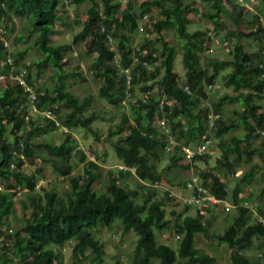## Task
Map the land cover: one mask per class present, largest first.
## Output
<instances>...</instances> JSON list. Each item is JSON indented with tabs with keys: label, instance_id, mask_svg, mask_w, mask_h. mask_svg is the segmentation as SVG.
Wrapping results in <instances>:
<instances>
[{
	"label": "trees",
	"instance_id": "1",
	"mask_svg": "<svg viewBox=\"0 0 264 264\" xmlns=\"http://www.w3.org/2000/svg\"><path fill=\"white\" fill-rule=\"evenodd\" d=\"M121 1L0 0V27L4 18L8 23H13L14 16L21 18L24 21L21 34L15 39L33 38L31 46L42 55L33 62L37 73L41 74L48 66L56 72L53 91L47 87L35 88L31 65L18 66L23 52L8 49L6 39L0 35V74L3 75L0 77V264H53V261L61 264L62 246L66 242L72 244V259L76 264L85 260L89 264H123L119 258L105 259V244L99 239L100 227L121 235L129 230L135 233L134 264H215L212 255L194 244L196 233L225 241L230 247L232 264H258L246 251L252 250L253 240L257 238L262 239L257 246L264 247V205L257 203L254 208L248 207L241 197L255 177L252 167L257 163L253 162L240 175L235 174L242 160L251 161L255 155L264 163V17H261L264 0H257V8L250 17L244 4L247 0H199L200 8L196 0H126L124 10ZM201 1L208 5L205 10ZM65 2L70 6L87 2L86 17L80 30L73 34L72 42L85 39L90 53L95 52L88 69L93 74L92 80L99 83L98 96L105 98L110 106L128 100L134 111V118L123 117L107 136L115 137L112 146L121 164L126 166L125 169L119 167V173H134L135 189L125 190L113 171L108 170L105 192L98 193L93 184L101 173L93 160L87 161L79 174H71L72 128L80 125L97 135L91 123L103 116L94 111L85 115L92 103L91 96L79 99L65 82L68 72L64 68L71 60L68 55L71 43L52 42L56 32L54 24L66 21ZM227 5L230 7L227 18L234 25L230 31L231 43L227 34L223 35L228 57H207L202 63L201 52L208 39V29L189 31L192 14L198 12L220 27L225 22L222 19ZM153 8L158 15H147L143 24L146 31L150 34L154 31L157 36L150 39L141 34V41L134 44L139 33L138 18ZM170 29H174L180 40L181 63L185 70L182 80L174 69L176 46L165 38V32ZM113 39L114 45H111ZM228 65L231 69L223 74L222 84L231 87L233 95L223 93L216 96L212 106L202 105L209 96L208 90L212 92L211 97L216 95L211 87ZM127 67L129 71L125 73ZM160 69L162 74L158 76ZM150 79H158L160 91H153V84H147ZM137 84L143 91L141 97L132 94ZM206 85H210V89L206 90ZM26 87L33 89L34 97ZM56 101H59L57 106ZM233 102L241 105L234 111L237 119L223 122L221 107ZM32 104L38 111L32 110ZM62 106L69 110L63 119L67 129L62 142H31L23 138L25 131L34 134L60 124V118L47 117L40 110L47 108L55 114ZM213 115L211 129L209 123ZM165 116L167 130L154 124ZM39 117L46 120L45 125L40 124ZM7 125L11 139L5 133ZM236 130H241V134H230L228 142L218 141L220 154L213 166L196 167L199 182L230 206L234 205L224 231L210 232V219L200 208H196L194 215L186 213L184 209L189 205L185 203L184 209H170L173 218H167L169 204L165 199L180 203V198L171 193L170 188L164 190L163 197L156 196L157 184L161 181L157 162L162 155L167 153L168 157L163 169L170 170L172 166L181 165L180 159H185L181 145L199 144L212 137L220 139ZM41 146L58 158L54 159L53 168L69 176L70 188L65 195L54 189H46L42 194L36 192L38 176L21 170L25 158L39 157L35 148ZM206 156V152L196 153L184 167H194L197 160ZM41 169L39 166L38 170ZM230 176H234L235 186L229 189L226 179ZM187 180L182 182L185 187ZM18 184L30 193L27 199H19L24 221L13 229L9 222L16 213L14 185ZM140 187L144 189L141 196L138 195ZM222 209L229 212L225 205ZM255 213L261 215V220L255 218ZM169 227L179 236L177 248L156 238V231L163 232Z\"/></svg>",
	"mask_w": 264,
	"mask_h": 264
},
{
	"label": "rangeland",
	"instance_id": "2",
	"mask_svg": "<svg viewBox=\"0 0 264 264\" xmlns=\"http://www.w3.org/2000/svg\"><path fill=\"white\" fill-rule=\"evenodd\" d=\"M64 1V0H63ZM125 1H121V9L125 8ZM140 2L141 0H137ZM198 3V8H200L199 0H196ZM238 2H242L243 0H237ZM257 0H247L244 2L247 7V12L250 15L255 12L257 8ZM202 10L206 9V5L202 3ZM208 6V5H207ZM228 6V5H227ZM66 15V21L64 23L56 22L54 27L56 32L52 35V42L54 44L69 42L71 43V49L68 52L69 57L71 58L70 63L64 68L68 72V75L65 77V82L67 83L68 89L74 95H76L79 99L83 98L86 95H90L92 99L91 106L87 107L84 112L85 115L90 114L91 111H94L96 114L103 116V118H96L91 126L97 130V135H95L90 130L76 125L72 128V137L70 144L72 145V151L70 155V163L73 165L71 174L76 175L82 172V168L87 164V161L93 160L98 164V170L100 171V176L94 182L93 187L98 193L105 192V185L108 181V170H112L114 176L117 177L120 185L125 190L135 189L136 185V177L134 173L122 175L119 173V165L121 164L120 159L117 157L114 148L112 146V141L115 137L109 138L107 136L108 131L110 129H115V124L120 121L123 117L134 118L133 110L130 104V101L123 100L116 106H110L108 101L105 98L98 96V85L99 83L95 80H92V73L88 69V63L90 58L95 52L90 53L88 46L86 45L85 39L79 40L78 42H72V36L75 32L79 31L82 26V21L86 17L85 9L87 7V2L81 3L76 6H70L68 2H65L63 6ZM199 10V9H198ZM230 11V7H226L224 12V20L222 19L221 26L216 27L210 20L202 17L198 12L192 14V21L188 24V30L193 31L196 29H205L207 28V37L208 39L204 42V48L201 52V61L202 63L206 62L207 57H228V47L227 42L224 40L223 35L227 34V36L231 39L229 43L233 41L232 34L230 31L234 29V25L231 24L230 20L227 18V13ZM149 16H157L158 12L155 8L146 13ZM263 18L264 15H261ZM142 16L138 18V22L141 24ZM4 22L3 26L1 23L0 27V35L6 39L8 44V49L11 48L14 52H23L21 56L18 58L19 67H25L27 65L30 66V72L32 74L34 80L35 88L47 87V89L53 91L54 87V78L56 76V72L51 67H46L42 70L41 74L37 73L36 66L33 65L34 60L40 58L41 53L31 46L32 37L28 38L27 41H23L22 39L16 40L15 36L21 34L22 25L24 21L17 17H13V23L4 18L2 20ZM143 21V20H142ZM247 29H250L247 27ZM157 34L151 31L149 35L150 39H155ZM165 38L168 39L170 43L175 44L176 53L174 57V69L178 72L179 78L184 79V67L181 63L182 53L180 50V40L177 38L174 29L167 30L165 32ZM142 39L141 32H139L134 38V44H138ZM114 39L110 41L111 45H114ZM231 47V44H228ZM114 47V46H113ZM160 47V45H159ZM158 47V48H159ZM212 48V50L208 48ZM26 51V52H25ZM89 51V53L87 52ZM231 67L228 65L225 67L217 77L215 85L211 87L212 90L216 93L214 96L212 92L208 89V85H206V90H208L207 94L209 96L207 99L203 100L204 106L207 104L212 106V101L215 100L217 95H221L223 93H229L233 95V91L231 87H225L222 82L223 74L230 71ZM76 71L79 73L76 76H73L72 72ZM162 74V69L159 70L158 76ZM158 79H150L147 81V84H153V91L158 90ZM133 97H141L143 96V91L140 84H137L132 91ZM61 103V102H60ZM55 106L59 105V101L54 103ZM208 105V106H209ZM241 105L239 102H233L230 104L225 103L221 107V113L223 115V122H227L231 118H236L237 115L234 114L235 109H239ZM68 108L64 106L60 107V112L55 113V118H60V124H57L56 127H48L44 132H38L34 134H29L27 131L23 132V138L25 140H29L31 142H48L52 144L62 142L66 137V125L63 123L64 117L69 113ZM40 118V124L45 125V119ZM213 120L214 118L211 117ZM155 126L158 122L154 123ZM159 125V124H158ZM68 131V130H67ZM241 130L232 131L229 134L223 135L220 139L212 137L211 143L209 145V149L206 151V158L199 159L196 161L194 167H184V165L190 163L189 159H180L178 161L177 166H172L170 170H164L163 167L168 163L167 153H164L157 162V169L161 172L159 175L161 181L160 184H157V195L158 197H163L164 190L170 188L171 193H175L176 196H184L188 194V189L182 184L183 181L187 180L192 173H196L197 168H206L207 165L213 166L215 164L216 157L220 154V149L218 147V141L228 142L230 139V134L236 133V135L241 134ZM6 135L11 139L9 126H6L5 129ZM21 139V140H24ZM196 145V144H193ZM191 145V146H193ZM35 152L39 154L38 158L27 159L25 158L21 170L24 173L38 176V181L36 183L35 191L38 193H43L46 189H54L58 194L65 195L67 191H69V176H63L58 171L53 168V161L57 159L55 156H52L47 153L43 146L36 147ZM257 163V166L252 167L255 177L251 183H249L241 193L242 202L245 205L250 207H255V205L262 204L264 205V163L258 158L256 155L252 157L251 161L242 160L239 169L237 170L235 176L240 175L244 171L248 170L252 163ZM183 165V166H182ZM39 166L42 169L39 171ZM15 181V179H13ZM228 188H233L235 186V178L234 176H230L226 179ZM16 189L15 194V207L16 213L10 217V226L14 229L19 225L23 224L24 217L19 205L20 197L27 199L30 191H27V188L23 185H14ZM144 189L138 188V195L141 196V193ZM261 193L262 197H259ZM138 196V197H139ZM165 202L169 204L168 211H166L165 216L167 218L172 219V212L170 209L175 208H185L184 199L181 198V203L177 202H169L168 199H165ZM197 206L189 205L188 208L184 211L186 213L194 215L196 213ZM222 206H213L209 213H206V218L210 219L209 231L210 232H222L226 228L230 218V214L234 212L233 209H229L223 211L221 209ZM208 216V217H207ZM181 218V216L179 217ZM100 235L99 239L104 241L105 244V259L111 261L113 258H119L123 264H134L133 262V250L135 248V238L137 237L134 232L129 230L125 235H121L117 233L118 231L111 232L104 227H100L98 230ZM156 238L159 242L167 243L173 248H177L179 244V239L177 238V233L172 229V227L166 228L163 232H155ZM262 239H254L252 244V250H247V254L250 255L251 259L257 261L258 264H264V247L260 248L257 245L261 243ZM194 244L198 247H201L205 252L212 255L215 259V264H232L230 259V247L225 241H220L215 237H204L201 233L195 234V242ZM71 243L66 242L62 246V262L61 264H76L72 259L71 253ZM264 245V242H263ZM260 248V249H259ZM261 252V255L259 254ZM11 264V263H6ZM53 264H58L53 261ZM79 264H89L88 260L81 261ZM186 264V263H185Z\"/></svg>",
	"mask_w": 264,
	"mask_h": 264
},
{
	"label": "built area",
	"instance_id": "3",
	"mask_svg": "<svg viewBox=\"0 0 264 264\" xmlns=\"http://www.w3.org/2000/svg\"><path fill=\"white\" fill-rule=\"evenodd\" d=\"M146 17H147V14L145 13L142 16V20H145ZM138 30L144 36L149 37L150 33L145 30L143 21L139 25ZM209 49L212 50V48H209ZM263 52H264V48H263ZM128 69H129V67L124 68V72L128 73V71H129ZM2 76L3 75L0 74V77H2ZM18 79H19V82L24 84V81L22 78L18 77ZM128 82L129 81H127V83ZM128 86H129V83H128ZM209 87H210V85H209ZM26 88H27V90H29L31 92V97H34L33 89H31V87H26ZM31 108L34 111H38V109L33 104L31 105ZM40 111L47 117L54 118V116H55L54 112H51L47 108H44ZM25 117L27 118V114L25 115ZM212 117L215 118L214 115ZM167 122H168V118L166 116L158 119V124L161 127V129L167 130ZM213 127H214L213 120L210 119L209 128L212 129ZM210 143H211V138H206L195 146L181 145V149L183 150L184 157L186 159H190L196 153L202 154V153L206 152L209 149ZM166 148L168 149L169 147L166 146ZM119 167H122L123 169L126 168V166H123L122 164H120ZM186 187H187V189H189L191 191V193L186 198H184V202L198 206L203 211H206L207 208H211L213 206L220 205L221 203H224L226 209H229V207H231L227 202H225L223 199H220L219 197H217V195L215 193L211 192L206 186L202 185L199 182V176L197 174H192L188 178ZM246 206H248V205H246ZM255 218L261 220L262 217H261V215L258 216L255 213Z\"/></svg>",
	"mask_w": 264,
	"mask_h": 264
},
{
	"label": "clouds",
	"instance_id": "4",
	"mask_svg": "<svg viewBox=\"0 0 264 264\" xmlns=\"http://www.w3.org/2000/svg\"><path fill=\"white\" fill-rule=\"evenodd\" d=\"M190 146H191V144H190ZM192 174H194V173H192ZM192 174H191V175H192ZM190 193H191V191L188 189V194H187V195H184V196H180V195H179L180 203H181V198H182V197H183V199L186 198L188 195H190ZM224 201L227 202L226 200H224ZM184 203H185V204H188V203H186V202H184ZM227 203H228V202H227ZM243 204H244V203H243ZM188 205H193V204H188ZM220 205L222 206V205H224V203H221ZM220 205H218V206H220ZM194 206H195V205H194ZM232 206L234 207V205H232ZM232 206L229 207V209L232 208ZM248 207H249V206H248ZM197 208H199V207L197 206ZM221 209H222V208H221ZM229 209H228V210H229ZM201 210H202V209H201ZM210 210H211V208H207L206 211H203V210H202V212H203V214L205 215L206 213H209ZM223 211H224V210H223ZM205 216H206V215H205Z\"/></svg>",
	"mask_w": 264,
	"mask_h": 264
},
{
	"label": "crops",
	"instance_id": "5",
	"mask_svg": "<svg viewBox=\"0 0 264 264\" xmlns=\"http://www.w3.org/2000/svg\"><path fill=\"white\" fill-rule=\"evenodd\" d=\"M191 145H193V144H191ZM197 145V144H196ZM193 146H195V145H193Z\"/></svg>",
	"mask_w": 264,
	"mask_h": 264
}]
</instances>
